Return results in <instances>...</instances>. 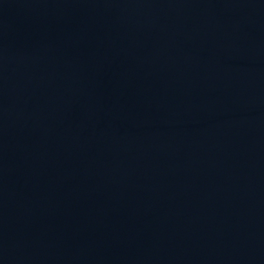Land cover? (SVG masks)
Returning <instances> with one entry per match:
<instances>
[{"label":"water","instance_id":"95a60500","mask_svg":"<svg viewBox=\"0 0 264 264\" xmlns=\"http://www.w3.org/2000/svg\"><path fill=\"white\" fill-rule=\"evenodd\" d=\"M0 264H264V0H0Z\"/></svg>","mask_w":264,"mask_h":264}]
</instances>
